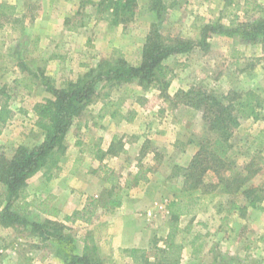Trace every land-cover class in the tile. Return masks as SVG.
I'll return each instance as SVG.
<instances>
[{"label":"rangeland","instance_id":"obj_1","mask_svg":"<svg viewBox=\"0 0 264 264\" xmlns=\"http://www.w3.org/2000/svg\"><path fill=\"white\" fill-rule=\"evenodd\" d=\"M9 1L17 10L0 21V101L4 94L9 95L12 111L0 133V152L7 155L15 145L37 141L33 105L50 96L46 80L50 86L63 87L113 54L121 55L132 65L139 63L145 35L156 22L151 0H135L133 16L123 21L114 19L104 0H0ZM161 1L164 11L159 27L170 37L195 39L201 25L217 18L228 24L234 13L239 21L264 18V0H247L248 4L230 14L225 0ZM256 3L262 4L263 9H253ZM209 41L210 48L199 58L176 54L164 61L171 73L167 93L173 96L194 86L218 96L231 91L254 92L261 104L257 109L259 117L240 118L231 139L229 158L238 170L250 159L262 166L251 177V183L264 188V132H260L264 127L263 42L245 44L236 35L217 34ZM129 88L126 105L134 107L139 116L126 125L109 118L92 125L89 118L85 119L88 114L74 119L66 133V152L54 176L46 180L42 174H34L27 180V199L32 206L23 212L29 220H42L45 215L36 212L34 206L46 192L58 194L51 204L60 207L59 218L66 213L64 210L70 213L73 205L84 204L87 196L104 190L107 185L96 156L98 150L108 148L113 136L119 141L115 143L116 153L103 155L101 164L112 169L121 184L126 179L131 185L136 169H148L146 183L125 189L127 207L109 212L97 208L87 224L66 222L68 232L75 238L76 251L81 252L85 243L91 242L98 247L103 264L130 262L126 243L141 246L147 241L149 247L154 242L163 245L168 231L166 206L174 187L181 183L180 177L172 175L173 169L186 166L198 142L208 134L198 110L182 103L172 105L158 89H142L135 84ZM98 106L93 103L90 108L95 110ZM83 121L89 126L80 130ZM78 139L82 144L75 146ZM62 174L64 179L54 178ZM206 178L211 179V175ZM231 202L244 206L245 200L239 194H221L180 216L175 241L182 244L181 258L182 254L187 256V248L194 254L183 264H264V197L257 208L228 213L231 227L226 229L218 219L226 214ZM88 235L91 237L86 238ZM47 244L29 230L0 226V264H65Z\"/></svg>","mask_w":264,"mask_h":264},{"label":"trees","instance_id":"obj_2","mask_svg":"<svg viewBox=\"0 0 264 264\" xmlns=\"http://www.w3.org/2000/svg\"><path fill=\"white\" fill-rule=\"evenodd\" d=\"M104 1L117 21L127 20L134 14L135 0ZM225 4L229 9L226 11L230 14L248 2L225 0ZM150 6L155 12L156 22L150 25L145 35L139 63L132 65L121 55L113 54V57L100 60L95 67L89 68L75 80L68 81L63 87L50 86L46 80L44 84L50 96L33 105V129L37 133V141L32 145L18 144L10 155L0 152V226L29 230L39 236L40 240L47 242L46 246L65 264H103L98 255V247L91 242H86L81 252L76 251L75 238L68 232L66 222L87 224L91 222L95 209L109 212L119 208L127 195L125 189L132 184L146 183L149 180L146 174L148 169H136L132 184L126 179L121 184L117 179L118 175L101 164L103 155L116 153L115 143L119 141L117 136H113L108 148L105 151L98 150L100 153L96 156L100 161L102 178L107 185L104 190L98 195L87 196L81 208L61 214L59 218V210L51 204L54 196L46 194L43 199H37V205L34 206L39 213L45 215L42 220H29L24 214L27 207L32 206V202L27 199V180L36 173L42 174L46 180L54 176L67 149L66 133L74 119L83 114H88L86 121L89 118L93 123L106 117L115 123L132 122L137 110L126 105L130 84L142 89H158L161 97L172 105L182 103L198 110L208 133L198 142L188 164L184 167L175 166L173 169L172 175L180 177L181 183L174 187L166 206L169 218L165 242L161 246L154 242L148 249L129 248L127 253L131 264H181L182 244L175 241L181 215L211 202L221 194H239L244 197V206L231 202L229 211L257 208L264 197V188L251 183V177L262 166L250 159L247 165L242 168L240 166L241 170H238L233 167L229 158L231 139L240 125V118L259 117L257 109L261 104L258 96L250 90L231 91L225 96H218L201 86L179 90L170 96L167 87L171 73L164 63L168 57L176 54L199 58L208 51L211 46L209 39L215 34L228 37L236 35L242 43L263 42L264 45V18L239 21L238 15L234 13L228 24L221 22V18L207 21L199 27L195 39L170 37L164 35L159 27V23L163 21L162 1L151 0ZM253 9L260 11L263 5L256 3ZM15 11L16 5L0 2V21L2 17L13 15ZM4 96L0 101V133L1 127L12 116L9 95ZM93 103H99V106L91 114L90 107ZM260 132H264V127ZM242 170L246 173L243 174ZM208 174L211 179L206 178ZM89 237L91 236H86Z\"/></svg>","mask_w":264,"mask_h":264},{"label":"crops","instance_id":"obj_3","mask_svg":"<svg viewBox=\"0 0 264 264\" xmlns=\"http://www.w3.org/2000/svg\"><path fill=\"white\" fill-rule=\"evenodd\" d=\"M8 3H11L12 5H15L14 4V2H11V1H9ZM242 3H244V0H242ZM16 10H17V6H16ZM36 40H37V42L39 41V36H36ZM137 86V85H136ZM171 95V94H170ZM97 109H95V110H92L91 112V114H94L95 113V111H96ZM163 113V112H162ZM166 113V112H165ZM137 116H139V112L137 111V114H136V117ZM135 117V118H136ZM106 118H108V117H106ZM106 118H104V119H106ZM134 118V119H135ZM103 119V120H104ZM95 121H96V119H95ZM102 121V120H101ZM101 121H97V123L98 122H101ZM92 122V121H91ZM97 123H93L92 122V125H96ZM130 122H120L119 124H121V125H126V124H129ZM81 125V126H80ZM79 126H80V130H85V129H88L87 127L89 126V124L88 123H86V121H83L81 124H80ZM148 138H151L150 136H148ZM111 141V140H110ZM110 143V142H109ZM109 143H108V145H109ZM82 144V142H81V140H76V141H74V145L75 146H77V145H81ZM14 147H16V145L14 146ZM108 147V146H107ZM124 147H126V146H124ZM101 150L103 151H105L106 150V148H101ZM150 153H153L152 151L150 152ZM76 160V159H75ZM98 161V160H97ZM37 174H40V173H36L35 175H37ZM74 174V176H75V173H73ZM35 175H33L31 178H29V179H32V178H34L35 177ZM41 175V174H40ZM88 176V175H87ZM54 178H56V180L57 179H64V177H63V174L62 175H60V176H58V175H56V177H54ZM66 178V177H65ZM51 182V181H50ZM49 193H53L52 195L54 196V198H57L58 197V194L57 193H55V192H46L45 193V195L46 194H49ZM45 195H43L42 197H39L38 199H43L44 197H45ZM37 200V199H36ZM126 204H127V202H126V200L124 199L123 200V203H122V205L119 207L120 209H123V208H125V207H127L126 206ZM53 206H55L58 210L60 209V207L59 206H57V205H55V204H52ZM63 206H64V203H63ZM83 206V203L81 204V205H79V204H76V205H73L71 208H70V210H73V209H78V208H81ZM251 209V208H250ZM249 209V210H250ZM61 210V209H60ZM66 213H69V212H67L66 210H64ZM236 210L235 209H233V210H228V208L226 209V214H224L223 216H220V218L218 219L219 220V225H221V226H225L226 227V229H228V227H231V225L229 224V222H228V219L226 218V217H228L227 216V214L228 213H230V212H235ZM36 212H38L37 210H36ZM39 213V212H38ZM41 214V213H40ZM42 215V214H41ZM233 224H234V222H233ZM233 226H236V223L233 225ZM240 229H245V226H240ZM145 242V244H142L141 246H136L134 243H126L125 244V247L126 248H131V246L132 247H139V248H142V249H146V248H148L149 247V243H147V241H144ZM191 242H192V240L190 241V244H191ZM124 247V248H125ZM191 257H194V254H193V251L192 250H188V248H187V256L185 255L184 256V254H182V258H181V264H183V262H187ZM126 258L127 259H129L130 260V258L128 257V256H126ZM185 260H184V259ZM127 264H131V260H130V262H128Z\"/></svg>","mask_w":264,"mask_h":264},{"label":"built area","instance_id":"obj_4","mask_svg":"<svg viewBox=\"0 0 264 264\" xmlns=\"http://www.w3.org/2000/svg\"><path fill=\"white\" fill-rule=\"evenodd\" d=\"M162 206H160V208H161Z\"/></svg>","mask_w":264,"mask_h":264}]
</instances>
